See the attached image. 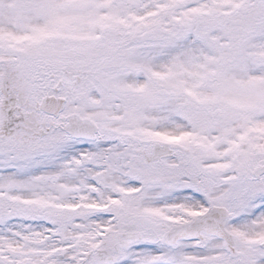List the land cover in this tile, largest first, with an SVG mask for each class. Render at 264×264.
I'll return each mask as SVG.
<instances>
[{"label": "snow or ice", "instance_id": "snow-or-ice-1", "mask_svg": "<svg viewBox=\"0 0 264 264\" xmlns=\"http://www.w3.org/2000/svg\"><path fill=\"white\" fill-rule=\"evenodd\" d=\"M0 264H264V0H0Z\"/></svg>", "mask_w": 264, "mask_h": 264}]
</instances>
